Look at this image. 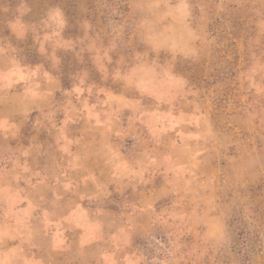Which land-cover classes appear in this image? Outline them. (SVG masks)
Here are the masks:
<instances>
[{
  "label": "rangeland",
  "instance_id": "rangeland-1",
  "mask_svg": "<svg viewBox=\"0 0 264 264\" xmlns=\"http://www.w3.org/2000/svg\"><path fill=\"white\" fill-rule=\"evenodd\" d=\"M64 191L82 264H264V0H0V264Z\"/></svg>",
  "mask_w": 264,
  "mask_h": 264
},
{
  "label": "crops",
  "instance_id": "crops-1",
  "mask_svg": "<svg viewBox=\"0 0 264 264\" xmlns=\"http://www.w3.org/2000/svg\"><path fill=\"white\" fill-rule=\"evenodd\" d=\"M94 161L96 165L95 168H99L100 166L103 165L102 163H100V165L98 166L99 160L98 159L96 160V158L94 159ZM94 161H92V163ZM38 165L40 164H36V169ZM36 169L34 168L33 170H36ZM100 169H102V167ZM14 173H16V170ZM33 179L34 180L38 179V175H36V173H33ZM17 189H18V186L16 187V185L14 186L12 185L10 186L7 194L14 195L16 197L24 193V191L23 192L16 191ZM49 197L52 200L54 199L53 195ZM80 198L81 197L75 191H64V193L62 194L61 201L68 200L71 203L70 205L68 206L66 205L65 207V209L68 211L67 214L63 218L56 219L57 222L55 221V217H52V216L50 217L48 215V213H51V208L47 202L41 203L39 206L41 212L44 213L43 215L42 214H36V215L32 214V218L21 220L20 215L18 217L17 213L12 214L10 218L11 220H14V223H12L13 226L15 225L20 226L19 223L23 222V226L28 227V228L36 226V228L40 232V234H38L37 239L28 240L27 237H24V238L18 237L17 239H14V243L16 244L14 248H12V250H15L16 254L23 252V254L20 255V257L15 254V258L21 259V260L29 259L32 262V264H53L54 263L53 253H55V246L58 243L57 239L55 238V233L56 231L61 232L60 229L63 228L64 229L63 234L67 237L64 239L63 241L64 243L62 241H59L60 242L59 244L63 243V246H64V247L58 248L61 251L60 253L57 252L58 254H61V258H58V260L60 261V264H82V251H83V245L85 243L82 242L80 233H81V228L83 227V225L77 221H74L72 218H70V216L72 215V213H75L76 211L92 213V211H96V209L98 208H94L90 206L89 204H85L81 202L82 198L81 199ZM7 200L9 203V201L12 199L8 197ZM65 204L66 202H64V205ZM9 205H12V203L10 202ZM9 209H11L14 212H19V210H22V208H17V204H14V207L12 206ZM35 210H37V208ZM44 211H46V213ZM39 215H40L39 217L40 220L38 221L37 218ZM67 229L70 233L78 232L77 238L67 235L66 233ZM5 241L7 242L6 239L0 238V243H3ZM92 244L93 245L99 244V242L98 240H94L92 241ZM94 247L96 248V246ZM26 249L28 250V252L26 251ZM101 250H102L101 253H104V254L106 253L102 246H101ZM126 250H127L126 252V255H127L129 254V251H128L129 249L126 248ZM127 257H129V255L126 256V258ZM92 264H97V261L93 262Z\"/></svg>",
  "mask_w": 264,
  "mask_h": 264
}]
</instances>
